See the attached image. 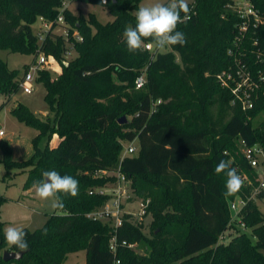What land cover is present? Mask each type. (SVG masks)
<instances>
[{
	"label": "trees",
	"instance_id": "1",
	"mask_svg": "<svg viewBox=\"0 0 264 264\" xmlns=\"http://www.w3.org/2000/svg\"><path fill=\"white\" fill-rule=\"evenodd\" d=\"M79 1L105 6L113 20L101 24L94 16L61 11V0H0V50L35 58L44 54L58 62L67 50L76 52L55 78L42 69L36 74L52 118L41 119L22 104L11 110L37 131L32 155L12 160L8 143L0 142V162L6 174L27 170L24 190L50 170L79 181V195L60 193L57 213L48 215L42 228L24 229L29 247L23 256L4 262L0 254V264H62L68 254L81 250L85 264H264V215L253 201L242 209L240 222L255 241L240 231L227 244L218 243L233 226L229 202L248 195L250 187L243 185L226 197L227 177L214 170L224 160L254 181L236 141L264 148V119L254 123L264 113V0H250L260 21L250 19L245 31L239 29L243 19L233 0H194L189 4L192 18L177 25L186 44L169 46L165 53L143 47L133 53L126 47L123 32L127 25L135 27L141 0ZM59 14L68 38L53 33V24L39 42L31 25L39 17L55 23ZM241 67L258 87L246 112L231 105L229 90L217 79ZM142 72L146 84L136 89L134 80ZM21 79L0 58L5 103L18 92ZM123 116L130 118L120 124ZM53 135L59 141L50 147ZM43 138L47 143L41 148ZM120 140L136 141L138 153L121 159ZM96 171L120 173L137 197L148 200L143 216L151 218L148 234L142 219L131 215H124L115 231L109 223L87 217L109 198L95 189L116 179L93 177ZM257 197L264 199V193ZM5 201L0 195V206ZM128 244H140L142 253ZM4 250L18 252L0 233V253Z\"/></svg>",
	"mask_w": 264,
	"mask_h": 264
},
{
	"label": "rangeland",
	"instance_id": "2",
	"mask_svg": "<svg viewBox=\"0 0 264 264\" xmlns=\"http://www.w3.org/2000/svg\"><path fill=\"white\" fill-rule=\"evenodd\" d=\"M166 1L168 0H141L139 7L150 6L155 3H165ZM193 1L194 0H188V4L192 3ZM233 1L237 6L242 8L247 0ZM66 8H68L74 14L80 13L85 18L94 16L101 24H106L113 20V17L109 13L108 9L100 4L94 5L79 0H72L66 4ZM40 27L41 23L39 20H36V22L31 25V29L34 34L39 33ZM63 29V26H55L53 28V33L61 35ZM168 51H170L169 47H166L165 49H159V52L161 53ZM75 57L76 52L72 49L69 50V53L62 62H58L52 56L51 58L47 59V63L45 65H42V70L47 71L52 78H55L62 72L63 67L67 66L69 61L73 60ZM0 58L6 63L8 69L18 70L20 75H23L24 72L27 71L37 60V57L35 58L33 55L8 53L7 51L3 50H0ZM176 59L178 60L177 55ZM31 73L33 74V81L31 82L32 90L30 93L25 94L19 88L18 92L12 95L9 102L7 103H5V97L0 95V131L4 133V136L0 137V142L8 143V146L11 150V158L15 161H25L32 155L33 148L31 142L32 139L37 135V131L32 127L25 125L24 123L19 122L11 114L12 108L18 104H22L28 107L34 115L41 119H45L46 117L52 118L53 116V114L49 112L48 106L44 101L45 89L43 85L36 80L37 75L35 71L31 70ZM129 118L130 117H126V119ZM262 119H264V113L259 114L255 118L254 123L257 124ZM58 141V136L53 135L49 142L50 147H55ZM46 143V138L41 139L39 142V147L43 148ZM119 143L121 144L120 157H122L125 154V149L130 142L120 140ZM134 144L137 145V142L134 141ZM236 146L241 153V140L236 141ZM1 157L2 150L0 148V159ZM115 174L116 173L112 171H96L93 173V177L109 178L111 176H115L117 179V175ZM26 178L27 170H11L8 174H6V169L0 162V195L7 198V201H5L0 206V233L3 235L6 228L9 226H16L23 229H28L30 231L40 229L47 221L48 215L57 213L56 206L54 207V203L56 204L55 198L41 200L36 196L34 187L24 190L23 187ZM116 179L114 182H107L103 187L96 188L95 191L102 190L104 194L110 197L113 190L117 186ZM122 187L127 191L128 196H130L124 201L123 208L127 214H136L138 212V202L143 201L144 199L139 198L134 194L129 180L122 182ZM256 204L259 211L262 213V215H264V199L257 201ZM150 223V216H145L142 218L143 232L145 234L149 233ZM238 230L246 232L251 241H255L248 229L245 228L242 230L241 228L236 227L234 222L232 226L233 233L231 232V234H237ZM135 251L142 253L143 250L140 244L135 247ZM2 252L0 254H2ZM261 252L264 254V249H262ZM85 260V251L81 250L76 253L68 254L62 264H85Z\"/></svg>",
	"mask_w": 264,
	"mask_h": 264
},
{
	"label": "built area",
	"instance_id": "3",
	"mask_svg": "<svg viewBox=\"0 0 264 264\" xmlns=\"http://www.w3.org/2000/svg\"><path fill=\"white\" fill-rule=\"evenodd\" d=\"M70 1L72 0H61V11L66 8V4ZM105 1L106 0H102L103 3ZM233 3L234 10H236L239 16L243 19V21L239 25L240 31L246 30L247 24L250 19L255 23H258L260 21L257 11L252 6L250 0H247L242 8L237 6L234 1ZM38 20L41 23V27L39 28L40 31L36 34L39 42L44 39L46 33L51 30L53 24H57V26H64V19L62 14H59L57 16L55 23L47 22L42 17H39ZM63 28L64 29L61 36L67 39L68 31L65 27ZM72 37L77 41L81 40V37L76 32L72 34ZM143 48L144 50L151 53L159 52V49L154 45L153 42L145 43L143 45ZM69 50L64 53V58H66ZM51 57L52 56H45L44 54H40L37 57L36 62L32 64V66H30L27 71H25L19 84V88L23 91V93L28 94L32 90L31 82L33 81V74L31 73V70H34L37 74L38 70L42 69V65H45L47 63V59ZM217 79L223 87L229 90L231 94V105L238 106L242 112H246L253 107L252 95L255 94L258 87L257 84L251 80L250 74L245 69H243V67L239 68L234 75L230 72H223L217 76ZM145 84L146 75L144 72H142L135 78L134 86L136 89H141L145 86ZM158 103H160V101L155 102V104ZM2 136H4V133L0 131V137ZM241 146L242 158L253 171L254 181H251L250 177L247 174H240L243 180V185L250 187L249 194L246 196L236 197L234 200L229 202L228 206L231 217L229 223L233 224L235 222L236 227L244 230L246 227L242 222H240V213L242 209L249 201L257 203V201L260 200L257 196L264 193V148L258 145L247 146L243 141H241ZM137 153L138 146L134 144V141L130 142L126 147L125 154L121 157V159L126 156L131 157L133 155H136ZM115 175H117V186L113 190L108 200L104 203L103 206L87 214L88 218L109 223L114 231L121 225L124 215H131L134 218L141 220L148 205V200L139 201L138 212L136 214H127V212L123 208V204L124 201L130 196H128L127 191L122 187V182H124L126 179L120 173H116ZM254 182H256V184ZM96 192H98L99 194H104L102 190ZM240 231L241 230H238L237 232ZM231 232L233 233L232 226H230L219 236L218 243L227 244L234 236V234L232 235ZM122 244L126 245L125 242H122ZM127 246L129 248L135 249L137 245L128 244ZM114 247L115 239L113 238L111 240V249L114 250ZM118 263L119 262L116 261V264Z\"/></svg>",
	"mask_w": 264,
	"mask_h": 264
},
{
	"label": "clouds",
	"instance_id": "4",
	"mask_svg": "<svg viewBox=\"0 0 264 264\" xmlns=\"http://www.w3.org/2000/svg\"><path fill=\"white\" fill-rule=\"evenodd\" d=\"M188 0H168L167 3H155L150 6H141L135 13V27L125 26L123 32L124 42L129 52L140 50L146 40H151L158 49H165L174 45H185L186 36L177 31L179 23L186 22L192 17ZM183 13V16H181ZM216 174H225L226 197L232 196L243 186V180L232 168L230 163L219 161L215 167ZM43 179L34 183L36 196L41 200L55 198L60 200L59 194L76 197L79 195V181L70 175H61L55 170L44 171ZM57 206L54 203V207ZM59 207L63 203L59 202ZM46 234V233H45ZM4 237L9 246H14L19 255L20 252L28 250V233L20 227L9 226L4 232Z\"/></svg>",
	"mask_w": 264,
	"mask_h": 264
},
{
	"label": "water",
	"instance_id": "5",
	"mask_svg": "<svg viewBox=\"0 0 264 264\" xmlns=\"http://www.w3.org/2000/svg\"><path fill=\"white\" fill-rule=\"evenodd\" d=\"M125 121H126V118L123 116V117L120 118L119 123L122 124ZM24 253L25 252H20L19 255H17V252L4 250L2 252V260L4 262L17 261L23 256Z\"/></svg>",
	"mask_w": 264,
	"mask_h": 264
}]
</instances>
